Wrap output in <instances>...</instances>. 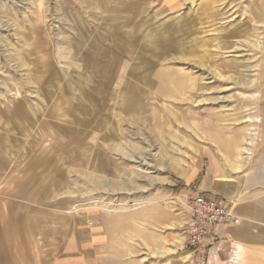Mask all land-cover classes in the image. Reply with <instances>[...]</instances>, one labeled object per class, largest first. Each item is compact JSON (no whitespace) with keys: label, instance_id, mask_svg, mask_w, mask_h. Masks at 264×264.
Here are the masks:
<instances>
[{"label":"rangeland","instance_id":"374dc122","mask_svg":"<svg viewBox=\"0 0 264 264\" xmlns=\"http://www.w3.org/2000/svg\"><path fill=\"white\" fill-rule=\"evenodd\" d=\"M263 16L264 0H0L10 177L35 145L58 146L77 222L122 240L133 264H196L182 198L226 166L216 136L239 131V159L254 155ZM70 134L90 153L69 160Z\"/></svg>","mask_w":264,"mask_h":264},{"label":"crops","instance_id":"0c3cea01","mask_svg":"<svg viewBox=\"0 0 264 264\" xmlns=\"http://www.w3.org/2000/svg\"><path fill=\"white\" fill-rule=\"evenodd\" d=\"M261 20L264 23V16ZM258 93L256 116L262 123L255 145L251 146L254 155L249 159H239L244 151L241 132L233 131L234 135L229 132L226 139L216 136L213 151L226 152L229 160L226 166L211 168L210 176L206 175L198 183V190L224 198L239 218L237 223L218 230L226 240L225 250L220 259L210 258V264H226L229 246L239 251L238 264H264V48L258 71ZM85 136L87 134H83ZM75 137V134H70L67 145L60 147V150H68L69 160H73L72 153L86 155L90 151ZM58 152V146L53 144L35 145L23 159L21 175L11 178L10 162L0 151L3 173L0 264L135 263L137 259L132 255L130 259H123L122 240H115L114 246L108 247L106 232L80 224L73 212L70 213V200L74 202L73 193L70 194V161L65 169L62 168ZM97 153L100 160L97 167L102 169L104 152L101 149ZM83 164L85 168H91L90 157L85 156ZM12 183L14 187H11ZM43 199L52 202L44 204L48 210L40 203Z\"/></svg>","mask_w":264,"mask_h":264},{"label":"built area","instance_id":"2783aa9c","mask_svg":"<svg viewBox=\"0 0 264 264\" xmlns=\"http://www.w3.org/2000/svg\"><path fill=\"white\" fill-rule=\"evenodd\" d=\"M181 203L185 210L183 238L196 264L220 259L226 240L218 230L237 223L238 216L224 198L211 193H188ZM227 253L226 264H238L239 251L229 246Z\"/></svg>","mask_w":264,"mask_h":264}]
</instances>
